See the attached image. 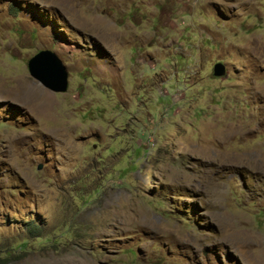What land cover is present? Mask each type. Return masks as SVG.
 <instances>
[{
    "label": "rangeland",
    "instance_id": "rangeland-1",
    "mask_svg": "<svg viewBox=\"0 0 264 264\" xmlns=\"http://www.w3.org/2000/svg\"><path fill=\"white\" fill-rule=\"evenodd\" d=\"M0 264H264V0H0Z\"/></svg>",
    "mask_w": 264,
    "mask_h": 264
},
{
    "label": "water",
    "instance_id": "water-1",
    "mask_svg": "<svg viewBox=\"0 0 264 264\" xmlns=\"http://www.w3.org/2000/svg\"><path fill=\"white\" fill-rule=\"evenodd\" d=\"M27 70L31 78L53 93H65L68 85V74L60 59L50 50L43 49L27 62ZM213 75L224 77L225 66L221 62L213 65ZM41 168V166H38Z\"/></svg>",
    "mask_w": 264,
    "mask_h": 264
}]
</instances>
